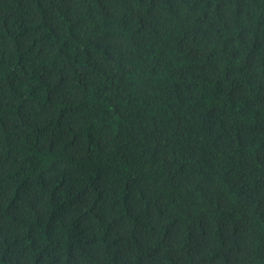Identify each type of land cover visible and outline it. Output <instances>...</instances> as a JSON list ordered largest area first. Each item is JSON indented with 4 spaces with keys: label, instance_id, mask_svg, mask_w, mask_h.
<instances>
[{
    "label": "trees",
    "instance_id": "obj_1",
    "mask_svg": "<svg viewBox=\"0 0 264 264\" xmlns=\"http://www.w3.org/2000/svg\"><path fill=\"white\" fill-rule=\"evenodd\" d=\"M0 264H264V0H0Z\"/></svg>",
    "mask_w": 264,
    "mask_h": 264
}]
</instances>
